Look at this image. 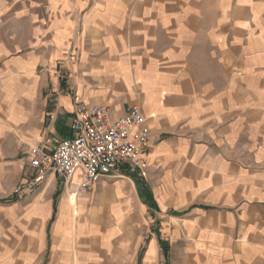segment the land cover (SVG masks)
Returning a JSON list of instances; mask_svg holds the SVG:
<instances>
[{"label":"crops","instance_id":"1","mask_svg":"<svg viewBox=\"0 0 264 264\" xmlns=\"http://www.w3.org/2000/svg\"><path fill=\"white\" fill-rule=\"evenodd\" d=\"M95 104L116 116L137 106L150 141L139 166L78 199L56 174L34 172L28 148L54 149L72 135L75 108ZM6 162L22 189L0 203L39 185L23 201L33 211L27 264L49 239L48 264L81 261L75 249L87 240L89 264L118 254L129 231L115 224L127 227L136 199L164 216L192 253L186 263L264 264V0H0V170ZM161 235L148 237L146 262L166 245Z\"/></svg>","mask_w":264,"mask_h":264},{"label":"built area","instance_id":"2","mask_svg":"<svg viewBox=\"0 0 264 264\" xmlns=\"http://www.w3.org/2000/svg\"><path fill=\"white\" fill-rule=\"evenodd\" d=\"M70 124L72 135L54 149L41 144L29 149V165L38 176L54 173L72 193L82 195L102 177L122 168H136L150 141V129L137 106L113 115L99 104L77 106ZM78 178V183H73Z\"/></svg>","mask_w":264,"mask_h":264},{"label":"rangeland","instance_id":"3","mask_svg":"<svg viewBox=\"0 0 264 264\" xmlns=\"http://www.w3.org/2000/svg\"><path fill=\"white\" fill-rule=\"evenodd\" d=\"M29 150V148H28ZM28 150H20L19 158H23L24 168L27 166V157ZM15 163V162H14ZM8 167L0 170V198L5 197L6 195L15 194L18 195L20 190L22 189L20 178H18V168L11 167L9 162H6ZM23 168V169H24ZM131 172V171H130ZM129 172V173H130ZM128 173V174H129ZM132 173V172H131ZM38 184L34 187L29 193L25 194L22 197L18 196V199L12 203H0V264H4V261L7 260L9 262H5L7 264L10 263L11 260L16 259L18 264H27L26 252L29 251L31 245V239L29 235V229L26 224V217L32 215L33 211L29 209V206H26L23 201H27L28 198L32 196L38 190ZM61 188V187H60ZM129 188L126 186L122 190L126 192ZM71 191V190H70ZM130 195L126 198V204L130 207V196L131 192L128 191ZM135 193V192H134ZM84 195V194H83ZM83 195L77 196L76 198H82ZM88 196V200L84 205V214L85 217L89 215V207L93 205L94 200L92 198V194H86ZM77 199V200H78ZM136 199V198H135ZM139 209H136L133 212L132 218L128 221L127 227L124 224H115L117 230L122 232H127L128 236L124 238L123 243L119 244V246H123L118 249V254L113 253V250L110 251L107 255V260L104 257L97 256L96 264H188L185 259L188 258L189 252L188 247L181 245L180 238L176 241L174 237H171L172 228L164 229V216L158 212V209H155L152 215L154 218H151L150 213L148 212L147 207H143L136 199ZM79 212L77 210H73V217L71 219L72 224L74 225L75 235L77 234V228L79 225ZM87 222H86V221ZM84 221V226L82 230L85 228L86 232L89 229L88 218ZM51 235L55 230L53 224L50 225ZM161 229V237L165 238L167 250L163 251V245L160 247L159 245L154 247V257L153 254L149 255L147 253V262H146V251L149 244V236H153L155 230ZM150 232V233H149ZM151 234V235H150ZM77 236V235H76ZM75 240V238H74ZM50 245L47 253L43 256V252H40L37 256H33V261L31 264H48L52 261V253L53 246L52 241L49 239ZM105 244V243H103ZM91 247V243L87 240L84 244H80L76 247L75 252L76 256L79 255L83 259L81 261H76V264H89L90 260L89 253ZM115 251V252H117ZM150 251V250H149ZM148 251V252H149ZM60 254H57L59 261ZM152 259V260H151ZM44 260V263H42ZM79 262V263H78ZM146 262V263H145ZM151 262V263H150Z\"/></svg>","mask_w":264,"mask_h":264},{"label":"bare ground","instance_id":"4","mask_svg":"<svg viewBox=\"0 0 264 264\" xmlns=\"http://www.w3.org/2000/svg\"><path fill=\"white\" fill-rule=\"evenodd\" d=\"M114 185H115V184H114ZM114 187H115V186H114ZM124 187L126 188L125 185H122V184H121V185H120V190H118L117 192L120 194V196L122 197V199H124V200L126 201V200H128V199H126V198L130 195V193L128 192L129 190L127 191V189H126V192H127V193L125 194V192H123V190H122ZM148 254H149V255H152V252L149 251Z\"/></svg>","mask_w":264,"mask_h":264},{"label":"trees","instance_id":"5","mask_svg":"<svg viewBox=\"0 0 264 264\" xmlns=\"http://www.w3.org/2000/svg\"><path fill=\"white\" fill-rule=\"evenodd\" d=\"M161 245H162V243H161ZM162 247H163V251L167 250V246L166 245L163 244Z\"/></svg>","mask_w":264,"mask_h":264}]
</instances>
